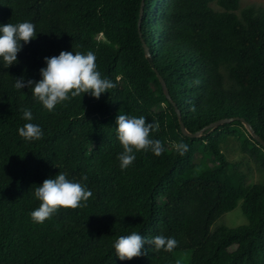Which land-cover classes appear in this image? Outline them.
I'll return each mask as SVG.
<instances>
[{"label": "trees", "instance_id": "16d2710c", "mask_svg": "<svg viewBox=\"0 0 264 264\" xmlns=\"http://www.w3.org/2000/svg\"><path fill=\"white\" fill-rule=\"evenodd\" d=\"M143 2L138 29L141 0H0V26L30 21L37 32L17 63L4 68L0 59V264H264V147L241 121L264 140V9L240 8V0ZM89 50L102 77L117 84L98 100L84 94L49 112L31 89L14 87L15 78L40 80L45 57ZM157 74L189 132L234 120L184 136ZM119 114L158 122L152 138L165 136L164 153L137 152L122 170ZM29 122L43 129L41 140L20 137ZM170 127L188 145L184 155L167 139ZM230 138L263 170L261 181L247 183L223 153ZM59 172L76 181L87 175L93 195L86 207L35 223L34 189ZM239 201L248 223L211 229ZM133 231L179 244L170 252L145 245L146 255L121 261L114 243Z\"/></svg>", "mask_w": 264, "mask_h": 264}, {"label": "clouds", "instance_id": "9594fccd", "mask_svg": "<svg viewBox=\"0 0 264 264\" xmlns=\"http://www.w3.org/2000/svg\"><path fill=\"white\" fill-rule=\"evenodd\" d=\"M37 36L36 25L30 21L7 23L0 26V59L3 67L8 68L17 63V55L23 45L28 44ZM23 42V43H22ZM46 67L40 71L38 81L23 77L15 78L14 87L21 90L25 87L32 90L33 97L49 112H53L57 105L70 102L73 98L88 94L99 99L102 94L109 93L117 87L112 79L102 77L96 63L97 57L91 50L86 53L80 51H61L58 56L45 57ZM199 84V81H193ZM23 119L33 120V113L28 108L21 109ZM195 111V107L191 108ZM158 122H147L144 116H128L119 114L116 118V132L123 151L117 159L122 170L130 167L136 159L137 152L151 151L156 156L164 153V144L159 139L152 138V133L159 130ZM20 137L26 141L41 140L43 129L34 123H25L18 129ZM180 155L188 151V145L180 142L174 145ZM68 178L65 172H59L54 178H46L41 185L34 189V196L40 202L31 213L35 223H44L51 219L61 209L83 208L93 193L83 181ZM179 242L173 237L156 235L145 238L136 231L129 235L120 236L114 243L116 256L121 261L132 260L146 255L145 245H152L156 252L160 250L172 251Z\"/></svg>", "mask_w": 264, "mask_h": 264}, {"label": "rangeland", "instance_id": "374dc122", "mask_svg": "<svg viewBox=\"0 0 264 264\" xmlns=\"http://www.w3.org/2000/svg\"><path fill=\"white\" fill-rule=\"evenodd\" d=\"M211 7L215 10H219L220 8L215 2L210 3ZM247 5H254L255 7H259L264 9V0H240V8H243ZM181 134L178 132L176 127H170L167 129V139L174 144L180 142ZM159 139H165L163 134L159 135ZM90 136H85L81 139L78 147L79 149H84L90 142ZM238 141L234 138H230L225 146H222L223 153L226 157L236 164H238L239 169L243 171L246 175L247 183H257L263 179V170L258 167L246 154L242 153L239 149ZM205 168H210L207 164ZM181 179L175 178L172 187L173 189L180 194L181 187ZM248 223L245 216L241 211V201L238 202L237 206L223 213L212 225L211 229H214L217 226H226V227H238L242 225H246Z\"/></svg>", "mask_w": 264, "mask_h": 264}, {"label": "water", "instance_id": "95a60500", "mask_svg": "<svg viewBox=\"0 0 264 264\" xmlns=\"http://www.w3.org/2000/svg\"><path fill=\"white\" fill-rule=\"evenodd\" d=\"M143 5H144V2H143V0H141L140 12H139V18H138V29H140V21H141V18H142ZM143 45H144L146 53H148L147 46L145 44H143ZM157 76H158V79H159L160 84L162 86L163 92L165 93V95L168 98V100L174 106V109H175V112H176L177 118H178L179 129H180L181 133L184 136L191 137V138L198 137L206 129H213V128L221 125L222 123H226V122H230V121L234 120V118H226V117H224V118L218 119L216 121H213V122L205 125L204 127H202L198 131L189 132L186 129V127H185V125H184V123L182 121L180 110L177 108V106L175 105V103L171 99V96L169 94V91H168V88L166 86L164 78L161 77L159 74H157ZM241 121H242L243 125L245 126V128L247 129V131L249 132V134L253 137V139L256 140L262 147H264V140L254 131L252 126L248 122H246L243 118H241Z\"/></svg>", "mask_w": 264, "mask_h": 264}]
</instances>
